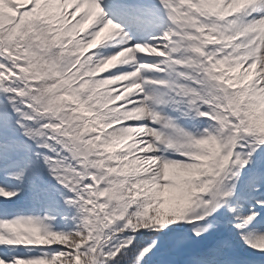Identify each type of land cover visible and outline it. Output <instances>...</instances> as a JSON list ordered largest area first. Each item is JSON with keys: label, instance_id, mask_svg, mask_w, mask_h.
<instances>
[{"label": "snow or ice", "instance_id": "6c2138e0", "mask_svg": "<svg viewBox=\"0 0 264 264\" xmlns=\"http://www.w3.org/2000/svg\"><path fill=\"white\" fill-rule=\"evenodd\" d=\"M0 264H264V0H0Z\"/></svg>", "mask_w": 264, "mask_h": 264}]
</instances>
